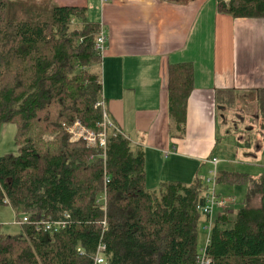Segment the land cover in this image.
<instances>
[{
	"label": "trees",
	"instance_id": "obj_1",
	"mask_svg": "<svg viewBox=\"0 0 264 264\" xmlns=\"http://www.w3.org/2000/svg\"><path fill=\"white\" fill-rule=\"evenodd\" d=\"M217 10L234 18H264V0H217ZM99 29L85 6L0 0V127L16 123L19 151L0 156V206L29 217L21 234L0 232V264H92L102 235L108 264H198L203 178L165 180L151 191L145 151L134 149L123 134H110L106 159L102 148L70 140L66 125L79 120L98 130L103 119L95 107L101 77L89 69L101 62L94 48ZM167 80L171 134L182 138L193 63L170 64ZM220 92L225 108L238 99L233 90ZM254 99L256 115L264 118V87ZM220 174L217 182L244 186L246 192L233 218L229 209L215 213L207 256L211 264H264V172L257 178ZM105 189L106 209L97 203ZM66 212L67 228L38 229L43 218Z\"/></svg>",
	"mask_w": 264,
	"mask_h": 264
},
{
	"label": "crops",
	"instance_id": "obj_2",
	"mask_svg": "<svg viewBox=\"0 0 264 264\" xmlns=\"http://www.w3.org/2000/svg\"><path fill=\"white\" fill-rule=\"evenodd\" d=\"M55 1L60 5L87 7L90 20L103 24L108 33L106 51L100 62L102 96L108 117L129 138L134 149L145 151L146 185L150 178L154 185L163 181L159 176L164 172L159 167L160 156L165 159L172 154L183 156L167 161L162 165L164 168L167 163L185 161L183 158H191V155H207L208 149L201 141L214 135L215 105L220 95L224 97L220 90H233L237 94L240 88L257 87L248 81L237 87L229 79L245 82L246 76L264 64V18H234L217 10L218 27L222 22L233 27L235 70L228 73L229 79L226 73L221 77L216 74L215 85L206 87L198 83L197 60H190L193 54H198L192 49V29L202 20L206 1ZM203 42L204 37L201 45ZM220 43L218 37L217 55ZM180 62L194 65V89L188 100L187 131L182 138L171 134L167 90L168 67ZM232 84L234 86H226ZM222 209L226 207L219 211Z\"/></svg>",
	"mask_w": 264,
	"mask_h": 264
},
{
	"label": "rangeland",
	"instance_id": "obj_3",
	"mask_svg": "<svg viewBox=\"0 0 264 264\" xmlns=\"http://www.w3.org/2000/svg\"><path fill=\"white\" fill-rule=\"evenodd\" d=\"M190 1L194 3L196 0ZM205 1L203 18L197 25L193 26L191 36L192 49L198 54L197 56L193 54L190 60H193V62L197 60L196 69L200 75L198 83L206 84L207 87L211 84L212 86L215 85L216 74L217 77H221L226 73V77L229 79L228 73L234 72L235 67L233 61V27L225 25L224 22L221 25L219 24L218 27L216 23V0H204L203 2ZM203 37L205 42L201 45ZM218 37L221 43L217 55ZM101 68L100 63H96L89 69L91 72L101 76ZM229 80L237 87L247 84L246 81L250 82L251 85L257 84V87H264V64L257 71L251 72L246 76L243 79L245 82L238 83L234 79ZM234 84L226 86L231 87ZM256 88L249 90L238 89V99H236L235 104L228 105L226 108V102L220 95L215 105L216 117L214 121L216 125L214 135L211 138H207V140L201 141L208 149L207 155L204 157L191 155V158H183L185 161L178 160L179 162L171 165L167 163L164 168L162 165L167 161H171L174 157L183 156H173L174 154H172L167 159L160 156L161 164L159 167L164 171L159 174L160 178L163 181L173 179L191 183L195 177H201L206 183L205 193L207 194L209 193V187L213 186L211 182L207 181L212 178L214 170L217 171L218 177L222 171L246 172L254 178L264 172V118L256 115L254 99ZM101 96L102 94L99 96L98 101ZM16 132L17 125L14 122L1 125L0 156L18 154V145L15 139ZM213 157L218 159L216 166L212 163ZM161 182L154 185L150 178L147 188L151 191L158 190ZM216 192L220 195H231L234 197V201L226 206V209H229L230 216L233 218L242 204L246 187L218 181L216 183ZM219 209L216 208L215 213ZM23 215V212L18 214L11 205L0 206V232L6 235L21 234L23 225L18 223L17 220L21 219ZM207 226V219L203 218L198 226L199 249L207 243L209 236Z\"/></svg>",
	"mask_w": 264,
	"mask_h": 264
},
{
	"label": "built area",
	"instance_id": "obj_4",
	"mask_svg": "<svg viewBox=\"0 0 264 264\" xmlns=\"http://www.w3.org/2000/svg\"><path fill=\"white\" fill-rule=\"evenodd\" d=\"M106 1V0H104ZM108 41V33L103 24H100L99 33L97 35L96 43H95V51L102 58L107 47ZM95 107L101 109L103 114V119L98 123V130L89 129L85 125H83L79 120L75 121L72 124L66 125V129L71 136L72 141L85 140L89 147H100L103 149L102 157L106 159V147L108 143V137L110 134L120 133L123 134L122 131L116 126V124L108 117L106 103L104 97L101 96V99L97 101ZM165 155H168L166 152ZM94 156H91L93 159ZM212 163L216 166L218 164V159L213 157ZM110 177L106 176L105 183L109 181ZM218 179V173L216 170L212 172V178H209L207 182H211L213 184L212 187H209V193L205 194L204 203L198 205V209L202 212L208 222L207 228L209 229V236L211 232V228L213 225L214 214L216 208H225L229 203L234 201L233 197L228 195H220L216 192V183ZM5 202H8L5 200ZM97 203L100 204L104 209L107 208V193L106 189L99 195ZM29 221L28 215H25L23 218L18 219L17 222L23 225ZM71 224V215L69 212L64 213L59 218H52L51 216H47L43 218L41 222L38 224V229H43L44 231H48L51 233H57L65 228H67ZM105 229H107V221L104 220ZM209 236L207 239V243L203 246L198 253L197 260L198 264H211L212 259L207 256V244L209 242ZM78 251L80 254H85V250L82 247H78ZM92 264H108V247L106 242L103 239V235L96 246L95 250L91 254Z\"/></svg>",
	"mask_w": 264,
	"mask_h": 264
},
{
	"label": "water",
	"instance_id": "obj_5",
	"mask_svg": "<svg viewBox=\"0 0 264 264\" xmlns=\"http://www.w3.org/2000/svg\"><path fill=\"white\" fill-rule=\"evenodd\" d=\"M257 117H259V116L257 115Z\"/></svg>",
	"mask_w": 264,
	"mask_h": 264
}]
</instances>
